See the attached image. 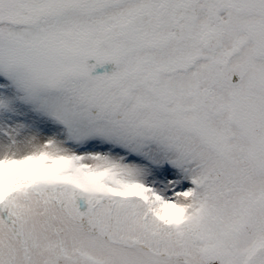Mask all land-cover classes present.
I'll use <instances>...</instances> for the list:
<instances>
[{"label": "snow or ice", "instance_id": "snow-or-ice-1", "mask_svg": "<svg viewBox=\"0 0 264 264\" xmlns=\"http://www.w3.org/2000/svg\"><path fill=\"white\" fill-rule=\"evenodd\" d=\"M0 264H264V0H0Z\"/></svg>", "mask_w": 264, "mask_h": 264}]
</instances>
